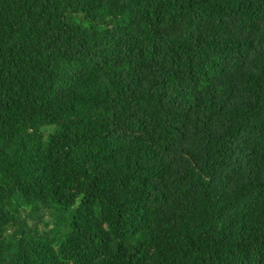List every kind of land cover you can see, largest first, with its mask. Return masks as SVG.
Returning a JSON list of instances; mask_svg holds the SVG:
<instances>
[{"label": "trees", "instance_id": "1", "mask_svg": "<svg viewBox=\"0 0 264 264\" xmlns=\"http://www.w3.org/2000/svg\"><path fill=\"white\" fill-rule=\"evenodd\" d=\"M0 264H242V0H0ZM243 264H264V0H243Z\"/></svg>", "mask_w": 264, "mask_h": 264}]
</instances>
